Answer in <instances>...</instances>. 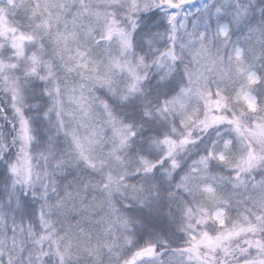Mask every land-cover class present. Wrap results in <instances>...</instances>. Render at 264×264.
I'll list each match as a JSON object with an SVG mask.
<instances>
[{
	"label": "snow or ice",
	"instance_id": "1",
	"mask_svg": "<svg viewBox=\"0 0 264 264\" xmlns=\"http://www.w3.org/2000/svg\"><path fill=\"white\" fill-rule=\"evenodd\" d=\"M0 264H264V0H0Z\"/></svg>",
	"mask_w": 264,
	"mask_h": 264
}]
</instances>
